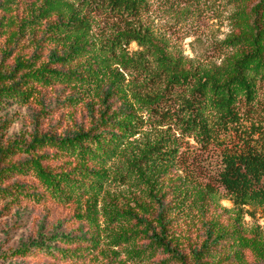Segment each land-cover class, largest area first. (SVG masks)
Wrapping results in <instances>:
<instances>
[{
    "label": "rangeland",
    "instance_id": "374dc122",
    "mask_svg": "<svg viewBox=\"0 0 264 264\" xmlns=\"http://www.w3.org/2000/svg\"><path fill=\"white\" fill-rule=\"evenodd\" d=\"M32 1L16 0L11 13L25 16V6ZM57 2L63 4L65 16L69 8L84 20L85 40L93 50L85 66L96 77L74 90L60 85L44 90L45 94L38 90L24 104L0 105L1 146L29 143L34 128L39 135L61 134L72 126L69 122H85L86 103L101 88L115 94L110 99L117 100L115 107L124 102L135 114L136 132L106 165L107 178L92 207L91 221L77 217L85 213L84 203L75 206L51 198L31 173L22 177L17 171L6 174L2 187L14 180L23 182V192L35 191L44 195V200L37 204L23 195L0 199V264H175L164 262L166 257L160 253L140 258L131 252L136 245L148 244V239L140 236L133 240L143 229L136 220L151 222L160 207L184 254L199 247L207 226L213 223L225 231L237 227L251 244L238 246L230 236L223 240L211 264H264V207L238 209L218 182L224 153L248 146L264 150V85L258 88L252 107H241L239 124L216 131L210 141H202L181 127L182 118H186L181 96L190 99L189 86L195 78L236 52L227 41L236 32L240 5L234 0H140L138 13L127 18L95 7L92 0ZM130 33L139 40L122 41ZM4 39H0L2 70L13 63L11 56H1L6 48ZM43 55L37 67L46 62V53ZM85 69H79L84 76ZM170 71L187 75V82L180 86L169 82ZM39 98L47 111L36 103ZM100 108L96 103L93 110ZM26 159L28 156L16 152L0 166ZM49 163L60 165V161ZM51 234L83 238L87 240L83 243L94 249L72 260L13 254L21 244Z\"/></svg>",
    "mask_w": 264,
    "mask_h": 264
},
{
    "label": "trees",
    "instance_id": "16d2710c",
    "mask_svg": "<svg viewBox=\"0 0 264 264\" xmlns=\"http://www.w3.org/2000/svg\"><path fill=\"white\" fill-rule=\"evenodd\" d=\"M15 1H0V39L4 36L3 43L6 45L1 56H11L13 61L8 68L0 69V105L8 102L24 104L32 100L38 90V93L45 94L44 90L52 91L60 85L71 86L74 90L89 83L90 79L93 81L95 72L85 66L93 50L85 40L84 20L78 19L66 7L70 13L65 16L61 12L64 6L58 0H33L25 6L28 15L12 14ZM234 1L240 5V11L236 14V32L227 43L236 52L225 58L220 66L195 78L193 86H189L190 99L181 96L183 101L180 104L186 112L181 127L189 134L201 137L202 141L213 139L216 131L238 125L241 107L245 110L252 107L258 88L264 85V0ZM92 2L95 7L99 5L116 17L127 18L135 16L141 4L140 0ZM251 2L253 4L248 8ZM127 38L137 41L140 37L130 33L123 36L122 41ZM124 42L129 44L127 40ZM43 53H46V62L37 67ZM79 69H85L87 74L84 76ZM168 74L169 82L178 86L187 82V75L171 71ZM96 87L100 86L96 84ZM112 97L115 94H111L110 89H99L86 103L85 122L76 124L67 119L72 126L61 134L45 132L39 135L34 128L29 143L12 142L4 147L0 144V164L16 152L28 156L22 162L0 166V199L23 195L37 204L43 201L44 195L35 191L23 192L26 189L23 182L14 180L5 187L1 186L2 178L10 171H17L20 177L31 173L51 198L75 206L84 203L85 213L77 217L91 221L90 217L94 214L92 207L107 178L106 165L121 153L124 142L136 132L133 129L137 120L135 114L126 108L124 102L115 107L117 100L111 101ZM94 99L101 107L98 111L93 110ZM36 103L43 112L47 111L43 108V98ZM39 115L35 116L34 127ZM255 148L248 146L246 149L231 150L222 157L223 168L218 182L238 209L245 206L264 207V150ZM50 161H60V165L51 166ZM136 221L143 229L134 234L133 240L140 236L148 239V244L132 247L135 257L152 258L160 253L166 257L164 262L211 264L223 240H228L230 236L238 246L251 244L237 227L225 231L212 223L207 226L199 247H193L186 255L178 249V241L171 232V222L161 207L151 222ZM83 242L87 240L51 234L21 244L13 254L21 257L39 254L72 260L83 257V251L94 249ZM71 246L74 248L71 249Z\"/></svg>",
    "mask_w": 264,
    "mask_h": 264
}]
</instances>
